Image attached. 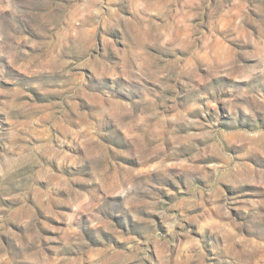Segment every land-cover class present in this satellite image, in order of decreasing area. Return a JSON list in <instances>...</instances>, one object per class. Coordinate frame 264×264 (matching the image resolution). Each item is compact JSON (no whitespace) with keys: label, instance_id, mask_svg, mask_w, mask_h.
Instances as JSON below:
<instances>
[{"label":"rangeland","instance_id":"374dc122","mask_svg":"<svg viewBox=\"0 0 264 264\" xmlns=\"http://www.w3.org/2000/svg\"><path fill=\"white\" fill-rule=\"evenodd\" d=\"M0 264H264V0H0Z\"/></svg>","mask_w":264,"mask_h":264}]
</instances>
